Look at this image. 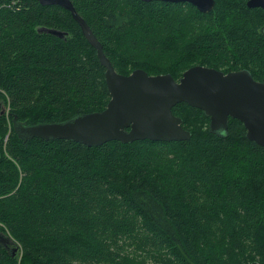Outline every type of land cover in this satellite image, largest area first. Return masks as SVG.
Instances as JSON below:
<instances>
[{
    "label": "trees",
    "instance_id": "obj_1",
    "mask_svg": "<svg viewBox=\"0 0 264 264\" xmlns=\"http://www.w3.org/2000/svg\"><path fill=\"white\" fill-rule=\"evenodd\" d=\"M70 1L119 74L177 80L201 65L264 83V9L247 0H214L207 12ZM109 98L67 9L0 0V264H264V147L238 119L211 131L203 111L180 102L172 113L189 139L96 146L14 129L99 111Z\"/></svg>",
    "mask_w": 264,
    "mask_h": 264
},
{
    "label": "water",
    "instance_id": "obj_2",
    "mask_svg": "<svg viewBox=\"0 0 264 264\" xmlns=\"http://www.w3.org/2000/svg\"><path fill=\"white\" fill-rule=\"evenodd\" d=\"M37 1L42 5L61 6L71 13L104 67L110 98L102 110L78 114L65 121L14 124L20 137L66 139L88 146L111 140L122 143L143 139L187 140L190 132L182 127L181 118L172 113L174 105L184 102L203 111L209 118L211 131L224 132L229 118L238 119L246 129V137L264 147V83L255 80L247 69L223 72L213 67L193 65L177 80L170 73L149 75L143 69H134L127 75L119 74L70 0ZM155 1L187 2L202 12L210 11L214 5V0ZM246 3L264 9V0H247ZM48 31L62 36L60 31ZM13 249L15 253L16 247Z\"/></svg>",
    "mask_w": 264,
    "mask_h": 264
},
{
    "label": "rangeland",
    "instance_id": "obj_3",
    "mask_svg": "<svg viewBox=\"0 0 264 264\" xmlns=\"http://www.w3.org/2000/svg\"><path fill=\"white\" fill-rule=\"evenodd\" d=\"M20 257H21V250L17 254V259L20 260Z\"/></svg>",
    "mask_w": 264,
    "mask_h": 264
},
{
    "label": "bare ground",
    "instance_id": "obj_4",
    "mask_svg": "<svg viewBox=\"0 0 264 264\" xmlns=\"http://www.w3.org/2000/svg\"><path fill=\"white\" fill-rule=\"evenodd\" d=\"M44 122V121H43Z\"/></svg>",
    "mask_w": 264,
    "mask_h": 264
}]
</instances>
